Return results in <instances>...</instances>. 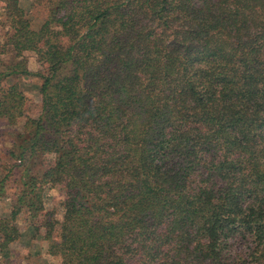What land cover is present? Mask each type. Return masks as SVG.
<instances>
[{
	"label": "trees",
	"instance_id": "16d2710c",
	"mask_svg": "<svg viewBox=\"0 0 264 264\" xmlns=\"http://www.w3.org/2000/svg\"><path fill=\"white\" fill-rule=\"evenodd\" d=\"M0 9V120H25L0 180L3 198L19 174L1 253L26 212L57 264H264V0ZM49 187L63 192L61 219Z\"/></svg>",
	"mask_w": 264,
	"mask_h": 264
},
{
	"label": "rangeland",
	"instance_id": "374dc122",
	"mask_svg": "<svg viewBox=\"0 0 264 264\" xmlns=\"http://www.w3.org/2000/svg\"><path fill=\"white\" fill-rule=\"evenodd\" d=\"M2 15L3 11L0 9V45L2 44L3 35L6 29L2 26ZM36 16L39 20L45 15L42 9L36 10ZM27 60V67L29 71L36 73L40 72L41 67L37 62L36 55L32 52H27L25 54ZM11 62L10 55H0V70L2 68V63ZM24 89L26 92L27 99L32 107L30 115L36 116L38 112V106L41 102V95L39 87L41 82L35 77H31L23 81ZM25 120H22L17 128L9 127L6 122L0 120V180L6 174L7 164V154L10 148L13 146L15 139V134L18 128L24 124ZM19 178L18 173H13L11 178L8 179L6 183L7 196L0 198V219L8 218L11 215V204L12 199L16 193V183ZM46 197V209L49 211L56 212L57 219L62 217V201L63 192L59 187L47 188L45 192ZM30 221L28 220L26 212H23L17 218V226L22 233V238L11 245L10 253L4 254L0 252V264H57V261L48 255L47 243L40 239V234L44 231L42 229L35 235L30 228Z\"/></svg>",
	"mask_w": 264,
	"mask_h": 264
}]
</instances>
